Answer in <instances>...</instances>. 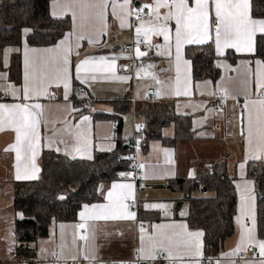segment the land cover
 Masks as SVG:
<instances>
[{
	"label": "crops",
	"instance_id": "1",
	"mask_svg": "<svg viewBox=\"0 0 264 264\" xmlns=\"http://www.w3.org/2000/svg\"><path fill=\"white\" fill-rule=\"evenodd\" d=\"M251 1V0H250ZM117 5L123 4V0H115ZM154 0H131V15L125 17L126 26L121 27L118 17L124 16V12L117 7L113 14L112 0L104 11V21H97L92 17V10L85 13L91 17L81 20L79 6H74L76 12L73 17L72 10L64 7V0L49 4V14L53 19L70 20V29L66 31L61 39L50 46H30L25 39V33L20 46H7L1 55L0 68V104H28L40 105L39 109L32 108L34 112L41 113L38 127V141L35 147L34 160L31 152H25L23 144L21 147L20 175L23 177L35 175L34 179H16L17 160L15 150L6 151L9 146L16 143L14 128L8 124L3 125L0 130V264H31L30 259L35 258L32 264H52L55 258L52 253L61 254L63 248L64 260L71 261L75 255L76 260L84 259L88 252L87 246L79 240V235L84 234L83 229L75 226L84 223L80 213L85 211V205L89 209L93 205H107L109 203L108 193L112 191V185H132L131 196L140 202H146V207H139L135 213L134 220H88L90 240L91 229L94 227V243L96 259L92 264H109L113 261L147 260L152 264H158L156 259H143L138 251L142 246L141 237H144V245L148 244V236L155 235L158 231L168 234L180 233L184 236L187 232H200L201 256L186 255L183 242L174 237L176 241L175 262L177 264H202L203 231L189 226L187 216L189 205L184 190L178 186L169 187L168 181L175 179H192L196 177L201 167L212 163L225 162L228 175L233 178V186L236 193L237 203L234 215L235 232L227 238L222 250L217 255V261L213 264H234L236 259L246 254V259L241 264L252 262L259 264L264 259L259 255V248L255 241H264L258 237L256 222V203L254 181L246 175V165L249 161H264V140L255 131L252 143L249 144V117L255 118L264 115L258 103L264 98L258 87V72L261 69L256 61H263L254 57V53L237 52L233 48L223 49V54L218 55L213 40L204 44L212 43L215 48V67L219 75L215 79L194 80L192 77L191 62L185 57L186 46L197 44H184L181 48V71L180 90L187 91L188 95L176 96V61H175V20L164 21L163 17L169 11L168 8L159 9L160 23L167 24L170 33L169 41H165L162 35L149 34L152 45L160 47L139 48L146 52L143 57L136 56L135 44L144 37L137 36L135 28L141 21L152 19V9L144 8L145 4H153ZM189 6H194V0H189ZM144 10L146 17L134 23L133 16L139 9ZM55 13V14H54ZM251 14V2H250ZM211 22L214 23V8L211 7ZM259 19V18H258ZM83 23V27L81 24ZM106 25V27H105ZM72 34V35H69ZM214 35V33H213ZM264 35V34H257ZM66 36H69L68 44L71 51L68 53V89L65 99V88L63 83L55 80V65H43L41 61L46 60L53 53H47L44 49H56ZM78 37H83L77 39ZM147 44V43H146ZM131 45L128 50L124 47ZM202 45V44H199ZM67 45H62L61 48ZM28 49V59L34 61L37 67L35 76L30 75L29 86L32 89H45L40 94L30 93V98L25 99L23 89L25 87V49ZM8 49L12 51L5 52ZM31 49H36L33 52ZM227 52L238 56L231 63L225 58ZM170 53V54H169ZM20 55L21 77L20 83L15 84L8 78V68L11 57ZM104 57L108 62L115 59L116 68L108 71L103 67L100 58ZM85 59L91 63L88 70L77 71V67ZM189 61L187 66L183 61ZM152 65L153 67H149ZM27 71L31 74L33 68ZM123 78V79H121ZM187 83V87H185ZM153 89L155 96L152 97L149 90ZM227 90L225 92L224 90ZM219 90L218 97L215 91ZM15 91V95L13 92ZM57 94V98L47 100L48 93ZM118 101H128L130 110L122 116L120 128V139L126 143L131 138L137 145L136 160L142 165L143 179L142 189L136 191V183L132 180L121 181L119 178L101 183L98 187L100 199L84 204L72 222L52 223L45 237L28 244L34 250V256L29 259H17L16 240L14 235V222L20 215L12 210V185L16 182L36 180L40 175L39 159L43 151H53L69 159H91L96 152H111L116 147V142L111 141V129L109 117L115 115L114 104ZM154 102H172L175 114L179 116H190L191 140L178 141L175 145H166L159 140L151 141L147 150L142 151L138 145L141 134L138 127L143 125L141 118L137 117L136 110L142 104ZM89 102L86 110L83 106ZM243 104L239 109L238 104ZM247 105V108L245 107ZM87 117L85 121L83 118ZM164 138L173 136V127L162 130ZM79 149V151H77ZM90 157V158H89ZM258 157V158H256ZM38 171L33 173L32 164ZM244 165L241 168V165ZM194 197L210 196L211 194L194 195ZM155 206V207H153ZM63 225V228L61 227ZM172 226L158 229L157 226ZM185 225V228L180 227ZM143 228V232L141 231ZM246 229H251L254 240L249 241ZM245 234L244 242L241 243V234ZM76 244L73 245V238ZM186 238V237H185ZM191 242V241H190ZM240 246L241 251L234 255H228ZM253 250L249 251L248 247ZM246 248V250H245ZM194 252V249H193ZM166 255V254H165Z\"/></svg>",
	"mask_w": 264,
	"mask_h": 264
},
{
	"label": "trees",
	"instance_id": "2",
	"mask_svg": "<svg viewBox=\"0 0 264 264\" xmlns=\"http://www.w3.org/2000/svg\"><path fill=\"white\" fill-rule=\"evenodd\" d=\"M51 0H0V68L1 55L7 46H20L25 29L26 42L30 46H50L61 39L70 29L69 18L53 19L49 14ZM251 16L264 18V0H251ZM185 57L190 60L194 80L215 79L219 70L215 67V48L212 43L186 46ZM254 57L264 61V35L256 37ZM225 58L231 63L238 56L227 52ZM20 55L14 54L8 68V78L20 83ZM128 101L114 104L115 115L109 117L119 123L116 147L111 152H96L91 159H69L53 151H43L39 159L40 175L36 180L16 182L12 185V210L20 215L14 222L17 243V259H29L34 250L28 244L47 235L52 223L72 222L82 205L100 199L98 187L101 183L119 178L128 168V150L120 139L122 116L129 112ZM143 121L140 148L147 150L151 141L159 140L166 145L191 140L190 116L175 114L172 102L149 101L136 110ZM173 127V136L164 138L162 130ZM130 140H133L132 138ZM129 141V140H128ZM122 156L123 160L117 161ZM246 175L254 181L256 222L258 237L264 239V161H249ZM225 162L202 166L192 179L168 181L169 187L178 186L185 191L189 205V226L203 231V252L206 256H217L225 240L235 232L234 215L236 193ZM195 191L210 193V196L194 197Z\"/></svg>",
	"mask_w": 264,
	"mask_h": 264
},
{
	"label": "snow or ice",
	"instance_id": "3",
	"mask_svg": "<svg viewBox=\"0 0 264 264\" xmlns=\"http://www.w3.org/2000/svg\"><path fill=\"white\" fill-rule=\"evenodd\" d=\"M60 0H54V4H59ZM109 0H64V7L67 10H72L73 17L75 18L76 12L74 6H79L81 10V20L85 21L90 19L85 13L92 10V17L97 21H104V11L108 7ZM131 0H123V4L117 5L115 0H112L113 14H116V8L119 7L123 12L124 16L118 17L121 20V27L126 26L125 17L131 15L130 9ZM211 7L214 8V23L211 22L210 15V0H194V6H189V0H154L153 4H145L144 8L152 9V19L147 21H141L140 25L135 28L137 36H143V43H147L149 47H160V45H152L150 33L155 35H162L164 40L167 42L170 39L169 29L167 24L160 23V12L161 8H168L169 11L164 15L163 20L170 21L175 20V61H176V89L175 95H188L187 91L180 90V71L182 64L181 48L184 44H204L206 41L213 40L218 55L223 54V49L233 48L237 52L254 53L256 51V37L257 34H264V18H253L250 14V0H211ZM141 8L137 11L136 15L139 16V12L143 11ZM55 14V13H54ZM83 27V23L81 24ZM106 27V25H105ZM25 34L28 33V29H25ZM214 33V35H213ZM72 35V34H69ZM83 37H78L81 39ZM69 36H66L64 40L56 46V49H44L42 51L47 53H53L46 60L41 61L43 65H55V80L59 83H63L65 88V99H67V89H68V53L71 51V45L68 44ZM62 45H67L61 48ZM12 51L8 49L5 52V57L7 52ZM28 49H25V87L23 89V96L25 99L30 98V93L40 94L45 89H32L29 86L30 75L35 76L37 67L34 61L30 62L28 59ZM35 52L36 49H31ZM170 54V53H169ZM146 52L140 51L139 48L136 49V56L143 57L146 56ZM115 59L113 58L111 62H108L106 58L101 57L100 61L103 67L108 71H113L116 68ZM91 63L89 59H85L77 67V71H87V66ZM189 61L184 60L183 65L187 66ZM256 65L261 71L258 72L257 84L260 89H264V61H256ZM33 68L30 74L27 69L29 67ZM149 67H153L149 65ZM123 79V78H121ZM187 87V83H185ZM227 92V90H224ZM15 95V91L13 92ZM264 96V93H261ZM261 110H264V98L257 102ZM247 108V105H245ZM39 109L40 105H28V104H0V130H4L3 125L8 124L14 128L16 133V143L9 146L6 151L15 150L16 160H17V175L16 179H34L35 175L26 174L22 177L20 175V165L21 161V147L25 152H31L33 154L32 159L35 156L36 142L38 141V127L40 124L39 112H34L31 109ZM85 121L87 117L83 118ZM254 131L260 135L261 139L264 140V115H258L253 121V118L249 117V144L252 143V136ZM79 151V149H77ZM90 158V157H89ZM258 158V157H256ZM241 168L244 167L242 164ZM32 171L35 173L38 171L35 164H32ZM132 185H112V191L108 193L109 203L107 205H93L91 209L89 206L85 205V211L80 213L81 220L84 223H80L75 226L76 229H83L84 234L79 235V240L83 241L88 248V252L84 254V260L88 261V264L96 259L95 256V246L92 241H94V227L91 229L92 236L90 240L89 228L87 225L88 220H134L135 213L128 211L129 205L125 203L129 200L131 196ZM155 207V206H153ZM63 228V225L61 226ZM172 226H157L158 229H163ZM180 227L185 228V225H180ZM143 232V228H141ZM249 241L254 240L251 236V229H246ZM202 233L200 232H187L184 236L180 233L168 234L164 231H158L155 235L148 236V244L144 245V237H141L142 246L138 250L142 254L143 259L154 260L159 256H164V258L170 260L172 264H175V246L176 241L174 237L179 238L185 248L186 255L201 256V242L200 237ZM186 237V238H185ZM245 234H241V243L244 242ZM191 241V242H190ZM73 245L76 244V238L74 236ZM256 246L259 248V255L264 257V241H255ZM61 254L57 255L52 253V255L59 262L63 257V248L65 245H61ZM194 249V252H193ZM246 250V248H245ZM241 251L240 246L229 253L228 255H234ZM166 254V255H165ZM71 259L75 261L77 258L75 255L71 256ZM218 264V262H217ZM246 264H252V262H246ZM259 264H264V259L259 261Z\"/></svg>",
	"mask_w": 264,
	"mask_h": 264
},
{
	"label": "built area",
	"instance_id": "4",
	"mask_svg": "<svg viewBox=\"0 0 264 264\" xmlns=\"http://www.w3.org/2000/svg\"><path fill=\"white\" fill-rule=\"evenodd\" d=\"M146 17L145 13H139V16H137L136 14L133 16V20L134 23H136V21L142 20ZM131 45H127L124 47L125 50H128L130 48ZM136 47L138 48H148V49H152V47H149L148 44L143 43L142 40H139L136 44ZM261 92L264 93V89H261ZM149 93L151 94L152 97L155 96V92L153 89L149 90ZM220 94L219 90L215 91V96L218 97ZM58 96L55 93H48L46 95V99L47 100H53L56 99ZM3 96H0V99H3ZM89 102H86V104L83 106V111L86 110V108L88 107ZM239 109H243V104L240 102L238 104ZM110 129H111V141H115L117 140L118 137V133H119V123L118 120L113 119L110 122ZM143 130V126H139L138 127V133H142ZM126 148L128 150V168L125 169L124 171H122L119 175V179L121 181H127V180H132L136 183V191H140L142 189L141 186V181L143 179V171H142V165L136 160L135 154H136V149H137V145L133 140H129L126 143ZM121 160H123L122 156H118L117 157V161L120 162ZM125 203H127L129 205L128 211L132 212V211H139L138 208L139 207H146L147 203L146 202H140L138 201L135 197H129V200L126 201ZM249 251L253 250L252 246L248 247ZM218 256H206L204 255V257L201 259V263L202 264H213L215 263V261H217ZM246 259V254H243L241 256H239L234 264H241L244 260ZM36 260L35 258L30 259V263H35ZM156 262L158 264H172V262L166 258H164V256H159L156 258ZM52 264H88V261L84 260V259H79V260H71V261H67L64 259H61L59 262L56 260V258L53 259ZM109 264H152L151 261H147V260H133V261H113L110 262ZM175 264H177L175 262Z\"/></svg>",
	"mask_w": 264,
	"mask_h": 264
},
{
	"label": "rangeland",
	"instance_id": "5",
	"mask_svg": "<svg viewBox=\"0 0 264 264\" xmlns=\"http://www.w3.org/2000/svg\"><path fill=\"white\" fill-rule=\"evenodd\" d=\"M172 128V127H171ZM138 145L140 146V141H139V143H138ZM200 193H203V194H208V193H204V192H201V191H199L198 193H195L194 195H199Z\"/></svg>",
	"mask_w": 264,
	"mask_h": 264
}]
</instances>
